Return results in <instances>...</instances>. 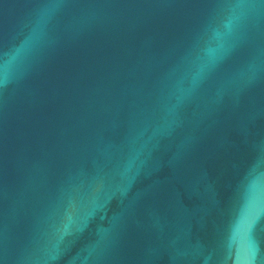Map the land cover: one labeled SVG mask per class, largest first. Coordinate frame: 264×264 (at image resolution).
Listing matches in <instances>:
<instances>
[{"label": "water", "instance_id": "95a60500", "mask_svg": "<svg viewBox=\"0 0 264 264\" xmlns=\"http://www.w3.org/2000/svg\"><path fill=\"white\" fill-rule=\"evenodd\" d=\"M0 264H264V0H0Z\"/></svg>", "mask_w": 264, "mask_h": 264}]
</instances>
